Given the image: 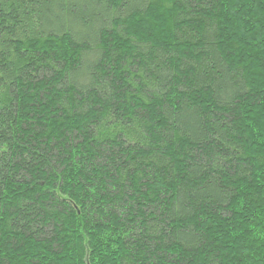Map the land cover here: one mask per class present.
<instances>
[{
	"label": "trees",
	"instance_id": "trees-1",
	"mask_svg": "<svg viewBox=\"0 0 264 264\" xmlns=\"http://www.w3.org/2000/svg\"><path fill=\"white\" fill-rule=\"evenodd\" d=\"M0 264H264V0H0Z\"/></svg>",
	"mask_w": 264,
	"mask_h": 264
}]
</instances>
